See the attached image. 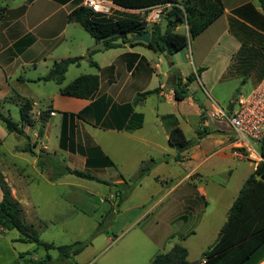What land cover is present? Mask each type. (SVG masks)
<instances>
[{
  "label": "crops",
  "instance_id": "0c3cea01",
  "mask_svg": "<svg viewBox=\"0 0 264 264\" xmlns=\"http://www.w3.org/2000/svg\"><path fill=\"white\" fill-rule=\"evenodd\" d=\"M107 1L112 3V0ZM220 1L223 6L222 14L202 33L190 40L185 49L173 54L177 58V63L170 65L167 71H162V61L159 57H153L152 60H155L153 65L151 58L145 54L146 51L153 52L141 45H122L111 49L104 47L103 50L95 47L96 49L90 50L92 46H97L96 44L104 45L96 42L83 30L88 37L85 38L75 28L81 27L67 22L66 19L73 9L83 7V0H0V95L8 94L9 82L12 79L15 81L17 92L24 94L27 86L43 82L40 78L48 72L53 62L66 58L87 56L89 64L93 66L92 63H95L97 66L95 68L99 71L96 75L99 86L90 100L62 96L59 93L60 87L54 83L58 87L57 94L47 99V109L40 110L36 108L37 103L31 97L27 99L17 92L14 93L18 98L19 109L25 103L31 106L29 113L31 124L23 123L27 144L19 153H29L24 151L29 148L31 151L29 155H33L35 163L31 169L38 176L41 174L36 168V163L41 151L44 153L43 158L52 161L54 155L61 161L63 167H68L74 159H81L84 166L81 172L106 182L101 184H107L112 179H106V176H110L108 174L110 168H116L121 174L112 181L118 185H125L124 177H130L133 178L134 183L131 182L133 186L141 188L150 175L154 176L160 184L152 188L151 195L145 199L144 204L156 198L152 206L159 205L155 224L159 222L164 233L162 236L147 235L156 247L160 244L159 240L167 239H176L181 244L190 234L196 235L195 230L196 233L199 230L208 234L213 233L216 241L228 211L237 197L227 205L223 201L226 194L234 191L238 195L251 177L258 179L253 175L257 167L256 162L248 158V153L260 155L259 150L254 149V144L258 143L238 140L229 124L212 117V114L216 109L230 113L235 100L252 94L264 79V10L258 0ZM153 7L148 10H128L112 3L109 14L98 15L111 19L121 17L118 14H143L147 17ZM144 11L147 13L144 14ZM176 30L186 33L185 26H179ZM62 46L64 48L61 53L54 55L53 53ZM183 51L185 53L181 54ZM105 55L106 59H110L108 63L92 61L100 56L104 61ZM86 60H80V63ZM39 66L47 70L45 74H40ZM172 69H175V72ZM198 69H201V72L196 74ZM192 74L194 80L186 86V96L180 101L175 100V86L179 84L180 87H184L187 76ZM154 77L157 79L156 82ZM248 79L255 80L253 87L248 90L249 93L236 91L240 95L233 102L228 101L225 107L219 105L218 99H214L211 94L212 92L222 94L225 85L232 81L245 86ZM147 88L149 89L146 90ZM153 90L157 92L137 102L139 94ZM198 91L207 96L208 104L200 101L197 97ZM101 96L109 98L110 105L98 126H94L95 114L92 110L83 114V120L75 116L86 111L90 103ZM229 104L230 111H227ZM187 110H191L192 114L198 117L201 126L195 132V139L186 138L183 131L182 126L187 121ZM63 114L67 117L64 118ZM16 123L22 124L20 118ZM175 127L181 129L186 140L191 143L180 153L179 160H175L177 151L168 143L169 132ZM55 129L58 132L57 148L52 149L51 137ZM202 129H206L208 133L198 139L197 132ZM62 131L65 134L62 135ZM6 133L2 132L4 138L9 135ZM61 138L65 141L63 149L59 145ZM15 147L19 146H14L13 151ZM71 149L73 151H70ZM236 153L242 156L237 157ZM234 160L246 162L249 169L243 180L236 182L232 185L234 188L230 189L228 185ZM107 161L113 165L109 166ZM143 162L151 164L150 170L137 179V172ZM172 162L179 169L176 174L164 170V166ZM99 172H103L101 177L97 175ZM2 175L4 176L3 173ZM24 175H27L26 172ZM66 175L69 174L60 172L49 179L40 177L47 185L52 186L59 184ZM216 177L218 179H215ZM25 179L32 182L26 176ZM4 180L6 181L5 178ZM7 184L12 197H15L14 183L10 181ZM1 198L0 190V201ZM14 199L20 204L22 215L28 218V223L36 224V218L28 217L34 214L33 204L24 197ZM121 200L118 199L117 206ZM210 200L224 208L223 221L218 223L216 228L213 227V223H206L205 220ZM194 210L198 212L195 216L197 220L188 231L184 224L180 225L177 232L171 231L173 223L177 221L184 223ZM169 214L170 222L164 221L165 216ZM156 229L157 226L155 231ZM18 238L19 235H13L11 231L0 229V264L38 262L35 258L37 250L17 246L25 244L17 241ZM205 250L201 251L200 256ZM158 253L161 252L154 253L149 262ZM136 254L145 259V254L139 252ZM78 255L62 260H73ZM186 259L188 263L194 261L199 263L201 257L200 260L189 259L187 251ZM242 264H264V243Z\"/></svg>",
  "mask_w": 264,
  "mask_h": 264
},
{
  "label": "rangeland",
  "instance_id": "374dc122",
  "mask_svg": "<svg viewBox=\"0 0 264 264\" xmlns=\"http://www.w3.org/2000/svg\"><path fill=\"white\" fill-rule=\"evenodd\" d=\"M166 13V10H162L159 14V19L156 23H162V17ZM130 14H118V16H127ZM145 19V15H136ZM79 32L87 37V34L83 29L75 27ZM96 46L90 48L94 49ZM64 47L58 48L53 54L57 55L61 53ZM185 52H181V54ZM153 63L154 56L159 57L162 61V71H167L168 67L173 63H177V58L174 55H154L153 53L146 51L145 53ZM100 57H95L92 61H99V63H108L110 59L104 57V61ZM89 60L80 63L79 66L68 67L64 74V80L62 85L66 86L74 79L82 75H98L97 68L89 64ZM97 63V62H96ZM155 63V62H154ZM153 63V65H154ZM40 74H45L47 70L38 67ZM175 72V69H172ZM28 73V72H26ZM157 80L154 77V82ZM255 80H246V85H239V82H228L223 88V93L212 92L214 99H218L219 105L226 106L228 101L233 102L241 93H246L253 87ZM14 79L9 82L10 90L7 95H0V112L8 117L13 122L19 121V102L17 96L14 94L18 90L14 86ZM149 86V85H148ZM26 92H17L20 96L27 99L34 100L37 103V109H47L48 98L57 94L58 87L53 82H40L38 85H29ZM154 87L155 84H154ZM147 88L146 90H148ZM14 91V92H13ZM250 91V90H249ZM249 91L247 93H249ZM216 93V94H215ZM197 97L202 103H206L207 96L201 91L197 92ZM208 104V103H206ZM185 104L183 103V106ZM169 113H172L169 108H166ZM188 113L190 114L188 116ZM58 118V117H57ZM54 120V119H52ZM185 125H183V131L186 138L195 139V132L201 126L199 119L195 114H192L191 110H187ZM2 132L5 129L0 121V180H3L6 185L10 181L14 183L13 195L19 198H27L34 206V214L28 216L29 218H36V224H32L38 239L41 242L53 244L54 246L71 245L75 242L86 243L84 251L80 253L73 260H62L56 250H51L47 254L50 259L46 260V252L43 250H37L35 252V258L38 262L44 261V264H148L149 259L156 252H166L175 244L184 246L188 253L189 259L200 260V253L207 245L212 244L215 241L213 233H205L203 230H196L193 235L190 234L184 242L179 244L176 239L159 240L160 244L154 246L152 239L147 237L148 234H157L162 236V231L159 222L155 224L157 217V206H152L156 198H153L152 202L144 201L151 194L152 188L160 184L156 181L155 177H150L144 181L141 188L133 186V178L124 177L126 184L118 185L112 181L117 178L120 172L115 168L108 169L106 176L107 184L96 183L94 181H88L79 179L72 175H66L60 183L57 185H47L42 181L41 177L49 179L57 176L62 172L63 165L61 161L57 160L52 155V161H48L43 158L44 153H39V158L36 163V168L39 169L40 176L36 175L31 167L35 165L33 155L29 153H19L22 147L27 144L26 137H19L13 134H9L6 138L2 136ZM7 134V133H6ZM52 149L57 148L58 132L56 129L52 132ZM14 146L15 152L13 151ZM21 146V147H20ZM254 149L259 150V145L254 144ZM69 168L83 171L84 166L81 163V159H74L68 164ZM163 166V164H161ZM247 163L242 161H232V175L229 178L230 189L234 188L236 182L243 180L248 171ZM164 170L169 171L172 174L178 172V168L175 163L164 166ZM26 172L27 175H24ZM4 174V176L2 175ZM138 173V172H137ZM99 177L103 175V172L97 174ZM25 176L30 179L29 182L25 179ZM6 179V181L4 180ZM103 178V177H102ZM105 179V178H104ZM215 179H218L216 177ZM204 185V182H202ZM240 186V185H239ZM18 190V191H17ZM12 194V192H11ZM233 198H229V197ZM237 196V192H228L223 199L227 205L231 204L234 197ZM13 197V198H15ZM122 198V200H121ZM118 199L121 200L118 204ZM210 208L206 215V223L214 224L221 223L224 218V208L220 207V204H215L210 200ZM152 206V207H151ZM161 208V207H160ZM159 210V209H158ZM32 212V211H31ZM197 210H194L191 215L187 216L184 223L177 221L171 225L174 233L177 232L181 224L187 228V231L191 228L193 223L196 222ZM171 214L165 216L164 221L170 222ZM24 221L28 223V218L23 217ZM217 220H220L219 222ZM183 222V221H182ZM157 226V231H155ZM185 230V229H183ZM212 231V230H211ZM11 234L18 235L16 231H11ZM19 247H25L28 249H35L33 244L25 243L17 245ZM132 250V251H131ZM131 251V252H130ZM145 254V259L140 254ZM20 264H23L22 262Z\"/></svg>",
  "mask_w": 264,
  "mask_h": 264
},
{
  "label": "trees",
  "instance_id": "16d2710c",
  "mask_svg": "<svg viewBox=\"0 0 264 264\" xmlns=\"http://www.w3.org/2000/svg\"><path fill=\"white\" fill-rule=\"evenodd\" d=\"M258 1L264 10V0ZM112 3L128 10H148L150 7L160 4H170L171 6L165 9L166 13L162 17V23L150 25H147L143 18L136 15H127L116 19L105 18L82 6L73 9L67 15V22L79 25L92 39L102 43L105 49L122 47V45H141L155 54L170 56L185 49L190 40L202 33L223 12L220 0H112ZM146 13L144 11V14ZM179 26H185L186 33L177 31ZM144 32L150 33L148 44L144 45L130 40V37ZM119 38L123 40L122 44L112 43ZM80 60L79 57H73L53 62L48 72L40 78V81L53 82L58 85L60 87L59 93L62 96L83 100L92 99L99 86L96 75H82L68 85L62 86L64 74L68 67L78 66ZM92 65L97 67L95 63ZM200 72L201 69H198L196 74ZM193 80L194 75L192 74L187 76L184 87H180L179 84L175 86V100L184 99L186 96L185 88ZM154 92L157 90L139 94L137 102ZM109 105L110 99L101 96L92 101L86 111L75 116L83 120V114L92 110L95 114L94 126H98ZM30 111L29 103L23 104L19 109L21 125L0 112V121L5 131L9 134L26 137L23 125L31 124ZM63 117L65 118L67 115L63 114ZM63 133L65 134L62 131V135ZM207 133L206 129H202L197 132V138L200 139ZM168 143L177 151L175 160H179L181 158L180 153L191 144L178 127L169 132ZM59 145L60 148H65L63 138L60 139ZM258 145L259 153L264 157V140L260 141ZM24 151L31 153L28 147ZM107 162L109 166L113 165L111 162ZM150 167V163L143 162L137 179L143 177L150 170ZM62 169L63 174L106 183L81 171L71 170L68 167ZM253 175L258 179H253L248 185L244 184L240 189L228 211L219 236L204 251L200 262L197 264H242L264 243V165L258 164ZM0 190L2 192L0 201L1 230L16 231L19 235L17 241L33 244L35 250H43L46 252V260L50 259L47 254L50 250H56L61 259H67L80 254L85 249L87 244L82 242L64 246H54L41 242L33 226L24 221L20 204L12 197L9 187L3 180H0ZM186 257L187 250L180 245H174L168 252L156 254L149 264H189ZM44 261L33 264H44Z\"/></svg>",
  "mask_w": 264,
  "mask_h": 264
},
{
  "label": "built area",
  "instance_id": "2783aa9c",
  "mask_svg": "<svg viewBox=\"0 0 264 264\" xmlns=\"http://www.w3.org/2000/svg\"><path fill=\"white\" fill-rule=\"evenodd\" d=\"M83 7L93 13L107 15L110 13L112 3L107 0H83ZM170 4H160L151 8L150 14L145 18L147 25L156 23L162 10L169 8ZM212 117L226 121L233 135L238 140H246L259 143L264 140V79L256 89L247 97H238L235 100L233 109L226 113L216 109ZM237 157L241 154L236 153ZM248 158L258 164L264 165V157L259 154L248 153Z\"/></svg>",
  "mask_w": 264,
  "mask_h": 264
},
{
  "label": "water",
  "instance_id": "95a60500",
  "mask_svg": "<svg viewBox=\"0 0 264 264\" xmlns=\"http://www.w3.org/2000/svg\"><path fill=\"white\" fill-rule=\"evenodd\" d=\"M131 41L133 42H140L142 44H148L150 41V33L149 32H144L143 34L140 35H134L130 38ZM123 40L121 38H119L118 40L112 41L113 44H122ZM96 48L99 49H104V46L100 45V44H96ZM94 48V49H96ZM87 56H83L81 58V60H86ZM230 107L231 105L229 104L227 107V111H230ZM253 180V177L250 178V180L246 183V185H248L251 181ZM198 262L194 261V262H190L189 264H197Z\"/></svg>",
  "mask_w": 264,
  "mask_h": 264
}]
</instances>
